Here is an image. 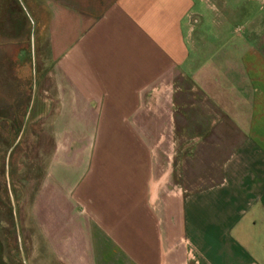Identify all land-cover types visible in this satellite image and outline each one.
Instances as JSON below:
<instances>
[{
	"label": "crops",
	"instance_id": "obj_1",
	"mask_svg": "<svg viewBox=\"0 0 264 264\" xmlns=\"http://www.w3.org/2000/svg\"><path fill=\"white\" fill-rule=\"evenodd\" d=\"M0 81L51 106L52 263L264 264V0H0Z\"/></svg>",
	"mask_w": 264,
	"mask_h": 264
},
{
	"label": "rangeland",
	"instance_id": "obj_2",
	"mask_svg": "<svg viewBox=\"0 0 264 264\" xmlns=\"http://www.w3.org/2000/svg\"><path fill=\"white\" fill-rule=\"evenodd\" d=\"M16 49L2 48L7 56ZM32 55L38 87H45L47 48L33 47ZM9 66L7 62L6 67ZM4 101L8 104H4ZM0 104L5 105L0 106V246L5 262L55 264L45 254L43 240L30 214L32 197L41 181L46 157L51 150L50 138L39 126L45 119L46 109H51V106L24 105L23 97L1 81ZM162 147L166 153V166L177 165L181 161L180 153L175 151L172 142L164 143ZM171 178L181 179L180 174H173Z\"/></svg>",
	"mask_w": 264,
	"mask_h": 264
}]
</instances>
